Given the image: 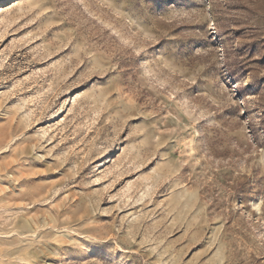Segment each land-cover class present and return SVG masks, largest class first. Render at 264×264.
Returning a JSON list of instances; mask_svg holds the SVG:
<instances>
[{"label": "rangeland", "instance_id": "1", "mask_svg": "<svg viewBox=\"0 0 264 264\" xmlns=\"http://www.w3.org/2000/svg\"><path fill=\"white\" fill-rule=\"evenodd\" d=\"M0 264H264V0H0Z\"/></svg>", "mask_w": 264, "mask_h": 264}]
</instances>
